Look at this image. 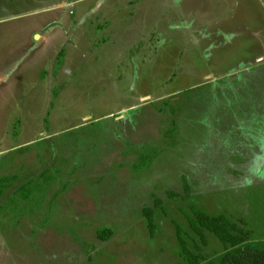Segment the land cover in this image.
<instances>
[{
  "label": "rangeland",
  "instance_id": "obj_1",
  "mask_svg": "<svg viewBox=\"0 0 264 264\" xmlns=\"http://www.w3.org/2000/svg\"><path fill=\"white\" fill-rule=\"evenodd\" d=\"M191 206L264 247V0H0V264H207Z\"/></svg>",
  "mask_w": 264,
  "mask_h": 264
},
{
  "label": "trees",
  "instance_id": "obj_2",
  "mask_svg": "<svg viewBox=\"0 0 264 264\" xmlns=\"http://www.w3.org/2000/svg\"><path fill=\"white\" fill-rule=\"evenodd\" d=\"M185 191L189 194V189L185 186ZM171 198L177 196L174 192H169ZM160 200H156L155 208L161 207ZM154 208H144V216L148 219V226L151 236L155 231ZM193 216H187L189 225L195 234L198 235L203 244H207L206 232L213 234L225 247V250L217 258L208 261L207 264H264V247L254 248L249 242V234L240 228L225 214L210 215L197 207L191 206ZM176 235L182 254L187 264H204L200 255L191 251L186 240V231L178 223H175ZM113 231L105 229L99 232L101 240L112 237ZM182 264V263H176Z\"/></svg>",
  "mask_w": 264,
  "mask_h": 264
},
{
  "label": "bare ground",
  "instance_id": "obj_3",
  "mask_svg": "<svg viewBox=\"0 0 264 264\" xmlns=\"http://www.w3.org/2000/svg\"><path fill=\"white\" fill-rule=\"evenodd\" d=\"M38 38V37H37Z\"/></svg>",
  "mask_w": 264,
  "mask_h": 264
},
{
  "label": "crops",
  "instance_id": "obj_4",
  "mask_svg": "<svg viewBox=\"0 0 264 264\" xmlns=\"http://www.w3.org/2000/svg\"><path fill=\"white\" fill-rule=\"evenodd\" d=\"M59 4V3H58Z\"/></svg>",
  "mask_w": 264,
  "mask_h": 264
}]
</instances>
